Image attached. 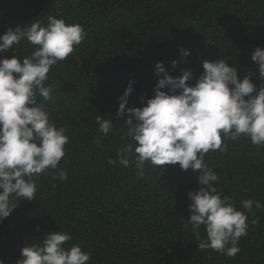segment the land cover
I'll return each instance as SVG.
<instances>
[{"label": "trees", "instance_id": "trees-1", "mask_svg": "<svg viewBox=\"0 0 264 264\" xmlns=\"http://www.w3.org/2000/svg\"><path fill=\"white\" fill-rule=\"evenodd\" d=\"M0 264H264V0H0Z\"/></svg>", "mask_w": 264, "mask_h": 264}]
</instances>
